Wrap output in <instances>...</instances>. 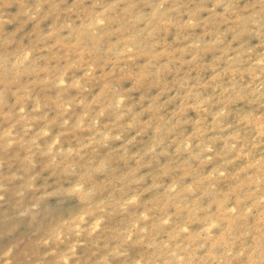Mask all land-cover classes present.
Masks as SVG:
<instances>
[{
    "label": "rangeland",
    "instance_id": "obj_1",
    "mask_svg": "<svg viewBox=\"0 0 264 264\" xmlns=\"http://www.w3.org/2000/svg\"><path fill=\"white\" fill-rule=\"evenodd\" d=\"M0 264H264V0H0Z\"/></svg>",
    "mask_w": 264,
    "mask_h": 264
}]
</instances>
